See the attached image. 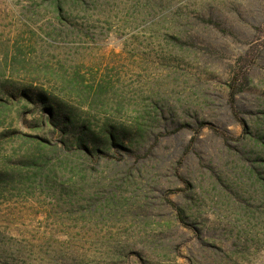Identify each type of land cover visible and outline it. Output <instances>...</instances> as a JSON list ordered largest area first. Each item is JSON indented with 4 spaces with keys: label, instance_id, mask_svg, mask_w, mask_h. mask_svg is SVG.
Instances as JSON below:
<instances>
[{
    "label": "rangeland",
    "instance_id": "rangeland-1",
    "mask_svg": "<svg viewBox=\"0 0 264 264\" xmlns=\"http://www.w3.org/2000/svg\"><path fill=\"white\" fill-rule=\"evenodd\" d=\"M22 162L0 264H264V0H0V171Z\"/></svg>",
    "mask_w": 264,
    "mask_h": 264
},
{
    "label": "trees",
    "instance_id": "trees-1",
    "mask_svg": "<svg viewBox=\"0 0 264 264\" xmlns=\"http://www.w3.org/2000/svg\"><path fill=\"white\" fill-rule=\"evenodd\" d=\"M23 94L25 96L26 99L31 100L32 102H34L37 105H40L46 112L49 113L48 117H47V121L41 122L40 125H37V128L41 129L43 128V124L47 125L48 127H50V125L53 127L54 131H57L56 129H58L61 133L64 134V136H67L69 134H71L76 125H75V119L70 115V114H66L63 112V109L60 105L56 104L55 102H52L51 99L45 94V93H39L36 95L35 99L33 96H30L27 92H25V90L23 91ZM84 134V136L89 135L90 131L89 130H83L82 132ZM2 136H13L15 135V132H9V133H2ZM113 136V135H112ZM112 140L116 141L117 145L119 138L118 136L114 135L112 137ZM34 143L37 146H40L44 149L48 148L46 145L34 141ZM48 162L47 160H38V159H33L30 163L31 167H29L28 169H30V171H34L38 176H40V174H42V172L44 171L45 167L47 166ZM24 166H25V162H22V166L21 167H16V166H11L10 169L8 171H0V182L1 181H5L8 178L14 176V175H20L21 172H24Z\"/></svg>",
    "mask_w": 264,
    "mask_h": 264
}]
</instances>
